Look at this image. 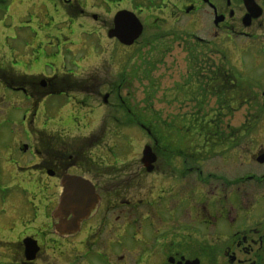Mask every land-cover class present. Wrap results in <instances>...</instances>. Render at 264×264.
<instances>
[{
    "label": "flooded vegetation",
    "instance_id": "obj_1",
    "mask_svg": "<svg viewBox=\"0 0 264 264\" xmlns=\"http://www.w3.org/2000/svg\"><path fill=\"white\" fill-rule=\"evenodd\" d=\"M54 1L50 12L43 4L36 7L33 0H26L27 10L22 17H17L18 25H15L14 15L8 14L10 3L4 14H8L13 23L5 27L1 22L0 33L27 29L35 37L60 28L53 20L60 16L67 20L71 0ZM127 1L131 3L129 12L138 19L157 10L163 14L169 11L177 19L183 15L188 20L189 64L198 58L193 50L204 55L202 61L198 58L201 64L199 87L194 93L196 100L191 102L195 112L200 113L198 119V113L191 111L192 118L202 124L197 134L200 144L188 147L186 156L180 157L182 172L171 173L167 170L172 167V158L163 153L172 152L159 145L152 127H145L139 117L127 109L130 116L124 127L145 130L152 141L149 147L156 160L151 172H146L142 164V152L139 157L93 155L94 151L101 152L102 145L109 153L103 141L108 133L106 122L100 123L99 118L94 129L84 137L64 135V130L58 128L59 110L53 107L52 118L47 120V107L52 103L58 105L56 99L60 98V104L66 102L63 108H74L71 115L77 119L67 126L72 129L90 113L103 116L102 107H108L110 94H104L102 106H95L100 93L95 91L98 85L93 84L92 77L82 80L76 74H67L62 71L65 61L62 65H56V62L42 65L35 59L20 68L16 50L0 45V89L23 94L26 103L24 120L33 136L32 149L36 158V165L29 167L23 157L18 163H12L7 156L6 160L0 161V173L4 163L10 165L6 176L11 174L13 180L16 175L31 171L28 175L34 182L27 189L34 198L37 197L39 204L36 215L26 224L8 228L2 216L8 212L13 216L14 212L11 213L9 207L4 208L8 193L0 192V232L7 234L0 236V264H264V193L248 197V193H240L245 189L239 185L262 186L264 173L256 175L248 171L239 177L238 172H223L222 169L223 161L238 163L239 141L249 136L248 141L255 142L252 135L262 130L261 125L224 126L220 120L222 111H234L241 93L237 79L241 72L234 65L236 56L247 57L249 49L255 48L257 58L264 59V0H252L253 8L246 6L243 0H146V6L139 1ZM24 4L21 2L16 11ZM30 10H34V14L31 15ZM79 14L84 17L85 12L79 11L75 16L79 17ZM46 15L51 23L43 22ZM91 18L96 20V15ZM140 23L144 30V22ZM32 42L21 51L25 58L35 53ZM214 58H218V71L207 60L214 61ZM32 66L42 67V72L20 76L19 69ZM48 67L50 73L45 71ZM188 83L192 84L191 81ZM210 99L215 100V107L201 117L207 106L205 102ZM263 108L264 101L261 113ZM36 118L38 122L52 120L50 129H33L31 125ZM99 131L102 133L97 134ZM18 147L21 152L26 150L21 144ZM128 147H132L131 141ZM261 147L263 149H257L248 161L250 163L251 159L258 168H264V164L256 162L264 154V146ZM144 174L152 177L149 187L143 185ZM66 176L85 181L97 199L86 216H82L81 209L72 210L67 221L76 219L77 223L71 233H66V226H61L60 230L56 228L61 219L54 215Z\"/></svg>",
    "mask_w": 264,
    "mask_h": 264
},
{
    "label": "rangeland",
    "instance_id": "obj_2",
    "mask_svg": "<svg viewBox=\"0 0 264 264\" xmlns=\"http://www.w3.org/2000/svg\"><path fill=\"white\" fill-rule=\"evenodd\" d=\"M138 1L142 6H146V0H135V2ZM21 2L25 4L18 9L19 11H16ZM33 2L37 4L36 7L41 4L45 5L48 11L51 12L52 3L55 1L41 0L39 2V0H33ZM10 3L12 6L8 14L14 15L15 25L19 24L18 18L22 17L27 10L25 9L26 0H0V23H5V27H10L13 23L8 14H4ZM130 4L127 0H71L67 20L64 19V16L53 20L54 24L57 23L60 28L39 33L35 37L27 29H18L15 32H8L9 34L0 33V45H7L16 50L18 56L16 59L21 63L20 68H24L26 63L30 64L35 59H38V62L42 65L51 62L62 65L65 61V67L62 71L67 74L72 76L76 74L82 80L83 78L92 77L95 81L93 84L98 85L95 91L100 93V97L95 99V106H102L104 94L107 92L110 94L108 107H102V110H104L102 117L92 116L93 114L90 113L88 117L82 118L83 122L78 127L72 129H68L67 126L73 119H77V116L71 115L74 113V108H68V106L63 108L62 106L66 102L63 99L64 103L60 104V98L56 99L58 105L55 103L50 104L47 107L46 118H48L47 120L52 118L53 107L55 110H59L58 128L64 130V135L87 136L100 118V123L105 121L106 127H108V133L105 134L103 141L109 148V153L102 145L101 152L94 151L93 155L139 157L143 147L151 146L152 141L145 130L135 131L124 127L129 120L125 110L129 109L139 117L141 124L155 130L159 145L172 152L169 154L163 153L165 156L169 155L172 158L171 161H173L172 167L167 171L180 173L182 172L180 157L186 156L188 147L200 144L197 136L200 130L199 126L202 125L198 120L200 113L195 112V106L193 108L191 102L192 99L196 100L194 93L198 92L197 88L199 87V65L201 64L198 58L202 61L204 55L200 51L193 50L194 55L198 58L196 62L191 61L194 66L190 67L187 53V44L189 43L186 40L188 20L183 15L177 19L166 10L165 14L152 10L149 11L150 15L148 17L143 14L139 18L140 22H144L143 34L131 47H124L115 40L108 39L107 31L112 27L114 15L120 9L131 11V8H128ZM79 11L85 12L84 17L81 14H79V17L75 16ZM30 13L31 15L34 14V10H30ZM91 15H96V20H93ZM43 22L51 23L49 15L43 16ZM31 42L32 47L35 48L34 57L25 58L21 51L27 43L30 44ZM17 50L20 52H17ZM54 50L58 51L53 56L51 53ZM249 50L247 57L240 58L236 56V63H234L241 72L237 78L241 93L237 96L235 109L232 113L222 111L223 114L220 117V120L222 119L221 124L224 126L240 127L246 123L261 125L262 130L252 135L255 142L248 141L249 136L239 141L237 147L238 163L234 160L232 164L225 161L222 163L223 172L233 170L238 172L239 177L242 176V173L248 171H253L256 175L264 173V168L256 167L251 159L248 163L249 157L257 149H263L261 146H264V110L262 113L260 112L264 101V59L257 58L258 51L255 48ZM0 52L2 53V49H0ZM219 59H222V57L220 56ZM207 60L210 61L212 68L218 71L217 67L219 66L216 67L218 58H214V61ZM233 61H235V57ZM72 65H75V67H72ZM45 71L50 73L51 68L48 67ZM19 72L20 76L29 77L42 72V67H26L25 69H19ZM189 81L192 84L188 83ZM1 93L3 94L1 95ZM79 97L81 98V96ZM0 103H2L0 106V161L6 160L8 156L11 159L9 162L18 163L23 157L30 164L29 167L35 166L36 158L32 149L33 136L29 131L26 120H24L26 103L23 94L0 89ZM205 104L207 106H204L201 117L205 116L212 107H215V100L210 99ZM191 111L192 113H198V121L195 117L192 118ZM208 114L207 119L210 117V113ZM38 120L36 118L33 121L31 125L33 129L38 131H48L47 129H50L49 124L52 123V120L48 122L42 120V122L39 121L40 123ZM64 132H61V134ZM100 132L102 133V131L96 133L99 134ZM129 141H131L132 147H128ZM18 142L25 147V151L21 152L19 150L18 145L20 144ZM24 165L21 164V166ZM7 168L10 169V165L4 163L2 173H0V192L5 191L3 193H8L5 197L9 202L5 203L4 208L8 209L9 207L10 212L13 211L14 213L11 212L12 216L8 212V215H3L2 219L5 220V225L8 228L11 226L16 228L20 224H26L28 220L36 215L35 212L39 209V204L37 203V197L34 198L27 189L34 182L33 177L28 175L31 171L23 172L19 176L16 175L15 180H13L11 174L6 176ZM151 180L150 175L144 174V187H149ZM239 185L245 189L240 193H248V197H251L249 196L251 194L264 193V185L256 186L253 183ZM18 212L22 214L18 215ZM29 212L30 217H27ZM186 234L188 233L186 232ZM1 235L7 234L0 232ZM8 239L11 240V237H8Z\"/></svg>",
    "mask_w": 264,
    "mask_h": 264
},
{
    "label": "water",
    "instance_id": "obj_3",
    "mask_svg": "<svg viewBox=\"0 0 264 264\" xmlns=\"http://www.w3.org/2000/svg\"><path fill=\"white\" fill-rule=\"evenodd\" d=\"M246 6L253 8L252 0H243ZM143 26L134 13L129 11H119L115 14L112 21V28L107 31V38L114 39L119 44L125 47L132 46L141 36ZM156 157L152 153L149 146H145L142 151V164L146 172H151L152 164ZM259 164H264V154L256 159ZM63 191L59 199V205L55 211V217H59L60 225L56 228L61 229V226L68 227L66 233L76 227V219L67 221V217L74 209H81L82 216H86L96 203V196L93 190L86 185V182L72 176H66L63 179ZM70 228V229H69Z\"/></svg>",
    "mask_w": 264,
    "mask_h": 264
},
{
    "label": "trees",
    "instance_id": "obj_4",
    "mask_svg": "<svg viewBox=\"0 0 264 264\" xmlns=\"http://www.w3.org/2000/svg\"><path fill=\"white\" fill-rule=\"evenodd\" d=\"M196 60V59H195ZM193 62V61H192ZM193 64V63H192ZM194 66V65H193ZM132 112V111H131ZM125 113H126V115H127V117H129L130 116V114L127 112V109L125 110ZM132 114H133V112H132ZM134 115V114H133ZM152 115H153V113H152Z\"/></svg>",
    "mask_w": 264,
    "mask_h": 264
}]
</instances>
